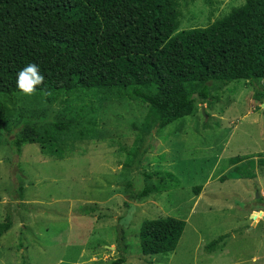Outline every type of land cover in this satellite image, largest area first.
I'll return each mask as SVG.
<instances>
[{
	"label": "rangeland",
	"instance_id": "obj_1",
	"mask_svg": "<svg viewBox=\"0 0 264 264\" xmlns=\"http://www.w3.org/2000/svg\"><path fill=\"white\" fill-rule=\"evenodd\" d=\"M244 1L178 0L179 31L205 27ZM253 94L245 80L212 87L190 115L156 132L150 106L128 96L0 95V222L7 212L13 217L0 237V264H111L120 235L124 264H264V173L256 163L264 153V101ZM25 120L71 128L50 151L29 144L17 156L8 141ZM137 144L148 147L141 165L125 169ZM236 156L254 178L233 171L228 160ZM130 183L152 193L133 201ZM164 217L186 223L175 251L141 255L139 227ZM220 236L223 246L207 252Z\"/></svg>",
	"mask_w": 264,
	"mask_h": 264
},
{
	"label": "trees",
	"instance_id": "obj_2",
	"mask_svg": "<svg viewBox=\"0 0 264 264\" xmlns=\"http://www.w3.org/2000/svg\"><path fill=\"white\" fill-rule=\"evenodd\" d=\"M179 27L178 0H0V95L22 94L17 74L35 63L45 78L35 95L95 91L128 96L150 106L155 132L190 115L194 104L207 101L218 85L248 81L254 100L264 101V0H245L205 27ZM5 121L0 101L1 132ZM70 128L62 120L50 125L25 120L8 144L17 156L29 144L47 152ZM147 149L137 144L129 151L125 169L137 170ZM262 155L256 163L264 173ZM244 159L228 162L239 178L252 179V171L238 165ZM140 174L152 180L153 175ZM200 191V186L194 188L195 194ZM151 193L148 185H127L133 201ZM12 223L7 212L0 237ZM185 225L173 217L143 222L137 235L141 255L174 252ZM225 238L212 240L205 250L219 249ZM117 240L119 255L111 264H124L127 245L121 235Z\"/></svg>",
	"mask_w": 264,
	"mask_h": 264
},
{
	"label": "clouds",
	"instance_id": "obj_3",
	"mask_svg": "<svg viewBox=\"0 0 264 264\" xmlns=\"http://www.w3.org/2000/svg\"><path fill=\"white\" fill-rule=\"evenodd\" d=\"M44 76L35 63L28 64L18 74L16 85L18 90L25 96H33L39 86L44 83Z\"/></svg>",
	"mask_w": 264,
	"mask_h": 264
},
{
	"label": "water",
	"instance_id": "obj_4",
	"mask_svg": "<svg viewBox=\"0 0 264 264\" xmlns=\"http://www.w3.org/2000/svg\"><path fill=\"white\" fill-rule=\"evenodd\" d=\"M262 106H263V103H262ZM251 217H252V218H255V216H254V215H252Z\"/></svg>",
	"mask_w": 264,
	"mask_h": 264
}]
</instances>
